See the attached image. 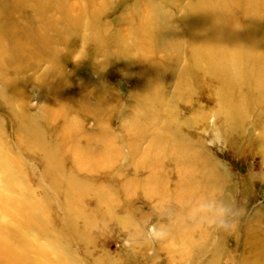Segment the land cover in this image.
Instances as JSON below:
<instances>
[{
  "label": "rangeland",
  "instance_id": "rangeland-1",
  "mask_svg": "<svg viewBox=\"0 0 264 264\" xmlns=\"http://www.w3.org/2000/svg\"><path fill=\"white\" fill-rule=\"evenodd\" d=\"M82 1L65 3L85 8ZM207 1L91 0L87 16L93 12L105 33L97 54L98 41L73 35L56 12L41 20L29 4L21 10L15 0H0V157L18 187L10 189L0 173V198L16 204L0 206V236L7 241L0 247L27 242L29 249L15 264H43L38 250L58 257L35 232L42 209L71 264H264V80H237L223 101L243 111L224 123L221 79L204 62L201 74L189 63L191 57L196 65L189 19L202 14L201 26L191 29L202 31L212 29L213 17H224L214 6L204 9ZM146 4L159 8L166 26L158 39L139 31ZM238 6L225 13L229 43L240 42L248 16ZM184 78L196 79L190 94ZM147 90L159 98L146 101ZM20 125L31 126L56 158L29 144ZM166 137L172 139L164 144ZM67 176L83 191L72 206L78 217L65 208ZM105 195L109 201L100 203ZM26 201L34 216L23 239L14 218L25 221L16 207Z\"/></svg>",
  "mask_w": 264,
  "mask_h": 264
},
{
  "label": "bare ground",
  "instance_id": "bare-ground-1",
  "mask_svg": "<svg viewBox=\"0 0 264 264\" xmlns=\"http://www.w3.org/2000/svg\"><path fill=\"white\" fill-rule=\"evenodd\" d=\"M66 1L67 0H50V1L48 0H15L18 8L19 7L25 8V6L28 4L31 5L33 9L36 10L35 12L37 13V15H39V18L41 20H43L46 17L48 10H51L52 12H56L61 18V21H62L61 24H64L62 26L63 27L67 26L71 30V32L74 33L73 35L75 36L81 35L83 39L85 38L86 40L92 39L94 41L96 40V42L98 41L97 43L99 44V46L96 52L98 54L99 52L102 51L101 44L104 43V40H102L100 37H103L105 33L101 35L102 28L99 27L95 23L94 21L95 14L93 12H89L87 16V12L90 9L91 0H85L88 2L87 5H85V8L78 7L79 6L78 4L74 6H68L65 3ZM213 1L214 0H208L207 2H204L203 8L205 9L206 6H209V7L214 6L215 10H219V11L222 10V12L224 11L227 15V14H231V11L227 12V10L230 4L234 3L235 5H240L238 7H240L239 10H241L242 15L244 14L248 15L247 17H245L246 20H243L244 21L243 28H241V30L238 31V34H237L238 37L236 38V40L240 39L239 43L234 42V40H232L233 42L229 43L230 42L229 40L233 39V37L229 39V36H230L228 33L229 31L225 30L226 22H227V17L225 16V13L223 14L224 16L223 18H219V17L215 18L212 16L213 20L211 21L209 20L210 21V22L208 21L209 23L207 22L209 26H212V29H208V30L203 29L202 31H191V29L201 26L200 21L203 22V17H201L202 14L199 17V19L195 20V22L193 19H189L190 23H192L193 26L190 24L188 25L189 32H190L188 37L193 44V51L191 53L192 59L196 61V65L192 64L190 61L191 60V57H190V60H189V63L191 65L190 70L191 72L197 71V73H200L201 67L203 66V62H204L206 65V70L208 72L210 71L211 74H215V77H218L221 79L222 84H220L221 87L219 88V91L221 92L222 91L221 89L223 87V91L225 92L221 93L223 97L220 96L218 106L221 107L223 116L226 119L224 123L229 124L235 120L237 121L240 118L241 116L240 114L243 111L241 107L239 106L240 104L237 105L239 106L238 108L235 104L231 105L223 101L224 98L230 95V90L236 88L237 80H241L242 77L248 80L252 76L257 78L256 83L264 80V50H263V47H264L263 46V42H264V37H263L264 36V2L262 0H221L220 3L213 2ZM86 6H88V8H86ZM137 7L143 8L145 6L137 5ZM146 7L149 10L147 14L148 17L146 21L145 20L144 22L142 21L143 23L139 27V31L144 34L145 32H149V33L154 32L158 39V36H159L158 34L161 31L162 32L167 31L166 26L162 24L161 22L162 20L160 19L161 16H157V13L159 12L158 10L159 8L155 7V5H148V4H146ZM23 8H21V10ZM148 10L144 9L145 12ZM216 13L217 11H215L214 14ZM212 17L210 18L212 19ZM141 18H144V17H141ZM42 28L45 30L47 26L44 24ZM242 31H243V34L241 33ZM83 32L84 34L87 33V36H83ZM230 33L231 35H233L232 31ZM170 36H174L173 38L178 37V35H176V33L174 32L170 33ZM255 36H257L258 38H256ZM175 42L178 43L179 40H176ZM243 42L245 44L244 46H245L246 53L245 52L243 53L245 57L243 56L239 57L238 53L241 51V44H243ZM150 44L151 42L147 41L145 43L144 50H147V49L149 50L148 47H150ZM125 52L126 53L129 52V50H126ZM242 60L244 61L246 60L248 64L247 63L242 64L241 62ZM138 61L140 62L141 60L138 59ZM249 62L254 63L253 64L254 68H252V70L251 69L247 70L249 68ZM142 63H143L142 64L143 68L141 70L143 71V69L145 68L144 67L145 64L144 62ZM241 64L243 68H240ZM181 83L183 84V88L185 89V92L190 94L191 86L196 84L197 82L195 78H192L189 81L186 78H184ZM223 83L227 85L226 89L224 88L225 85ZM256 85L257 84H255V86ZM145 93H147L145 94L147 98L146 101L153 100L151 99V96L158 97V98L160 96V94L157 93L156 91L151 93L150 90H147ZM154 104L159 105L161 103L160 101H155ZM160 106H162V104ZM231 112L237 113V117L233 116ZM202 117L203 116H201V118ZM152 119H154V117ZM170 126L171 124L169 123L168 125H166V128L169 130ZM20 129H22L25 133H27V135H29L28 137L29 144L36 143L44 148V146H42L41 144L38 133H35L34 129H31V126L24 127L23 125H20ZM171 139L172 138L170 137H166L163 143L167 144L170 142ZM44 150L46 152V155H45L46 159L54 160L56 158L54 154V150L46 148V147L44 148ZM146 157H147V160H145V162L148 161L149 163L152 157L150 154L146 155ZM83 159L84 158H82L81 156H77L78 163L81 164L82 162H84ZM154 161H156L155 157H154ZM11 170H12V167L10 163L9 162L5 163L4 159L0 157V173L4 175L6 181L8 182L7 186L10 189H18V187L14 185L15 180L11 174ZM154 176H155V173H153L151 177L152 179L156 180ZM7 177L10 178L12 181L11 180L9 181ZM67 178L68 179H63V181H65L68 184L66 185V188L64 191L65 204H66L65 208H67V211L69 210L68 211L69 213L72 212V214L78 217V215L75 212H73L72 206L75 204V201H78V199L83 195L82 193L83 191L79 189L80 188L79 185H77V183L75 182L74 178H72V176H67ZM108 197H106V195L100 196L98 198L99 202L101 203V202L109 201ZM10 204H12L13 206L16 205L15 203L8 202V200L2 197L0 198V206L2 205L1 207L3 209L9 210ZM32 206H33V202L26 201L23 207H16V209H19L20 211V212H16L17 214L16 216L20 215L25 220V221L23 220L20 221L18 218H14L17 229L24 231L23 239H25L24 237L26 233L29 232V230L32 231L31 225L28 219L29 217L34 216V215L29 216V208ZM46 213L47 211L45 209L41 210L40 219H39L40 221H39V225L37 228L38 231L36 230L35 232L47 238V243H48L47 246L49 247V250L51 252H56L58 256L57 258H59L60 260L58 261L57 258L53 259L50 253H44V252H41V250H38L37 252L39 255L40 254L43 255L44 257L42 258L43 264H60V261L62 264H71L73 261V258L68 256L67 253H65L62 238L56 236L55 233H53V231L49 229ZM1 230L2 229H0V231ZM33 233L34 232H32V234ZM2 243L6 244L7 241L5 238L0 236V244ZM26 243L27 242H23V244L15 250L13 249L8 250L4 246H2L3 248L0 247V254H1V259H3V262H5V264H15V261H18V259H20L21 256L24 255L25 252L29 250ZM253 253L256 254L257 250H253ZM259 257L260 256L257 255L256 258L261 259V257L260 258ZM255 264H258V263H255Z\"/></svg>",
  "mask_w": 264,
  "mask_h": 264
},
{
  "label": "clouds",
  "instance_id": "clouds-1",
  "mask_svg": "<svg viewBox=\"0 0 264 264\" xmlns=\"http://www.w3.org/2000/svg\"><path fill=\"white\" fill-rule=\"evenodd\" d=\"M197 211H200V209L194 208L193 209V215H195Z\"/></svg>",
  "mask_w": 264,
  "mask_h": 264
}]
</instances>
